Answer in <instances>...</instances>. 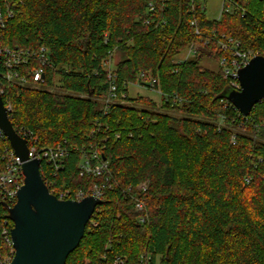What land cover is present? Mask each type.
<instances>
[{"label":"trees","instance_id":"1","mask_svg":"<svg viewBox=\"0 0 264 264\" xmlns=\"http://www.w3.org/2000/svg\"><path fill=\"white\" fill-rule=\"evenodd\" d=\"M149 1L158 2L0 0L5 19L0 47L43 45L50 52L43 84L5 86L2 98L12 106L14 129L31 130L41 146L63 140L68 146L87 145L96 122L108 137L102 156L112 187L91 216L97 224L87 223L65 264H141L144 254L148 264H264V100L246 122L233 106H225L228 85L219 66L203 65L204 60L218 64L224 54L213 42L199 43L195 57L173 63L198 43L189 25L194 17L202 30L264 53V0H225L217 20L206 16L203 0H169L163 13L155 12L154 23H147ZM111 51L116 91L126 97L105 109L103 61ZM142 71L157 76L162 91L181 101L158 105L150 96L130 97L128 87ZM55 83L63 91L47 89ZM220 116L226 121L218 131ZM8 145L0 137V172ZM80 159V151L69 152L54 177L58 187L88 192L100 181L79 175ZM40 173L50 177V167L42 163ZM144 181L148 219L140 224L122 190ZM5 212L0 202V231ZM0 251H9L1 235Z\"/></svg>","mask_w":264,"mask_h":264},{"label":"built area","instance_id":"2","mask_svg":"<svg viewBox=\"0 0 264 264\" xmlns=\"http://www.w3.org/2000/svg\"><path fill=\"white\" fill-rule=\"evenodd\" d=\"M168 1L169 0H158V2L149 1L148 7L152 14L150 17H148L146 22L154 23L153 20L155 12L159 11L160 13H163L166 9ZM203 1L202 8L205 11L204 3L206 0ZM224 2L225 0H222L220 15L224 9ZM191 10L194 11L193 6L191 7ZM6 14L8 17L12 16L9 10L6 11ZM242 14H244V12ZM164 23L165 20H162V24ZM4 24L5 19L0 10V28H2ZM189 25L193 30L198 43L192 42L184 49L181 56L173 60V63L175 65H179L186 60L195 57L198 53L199 43L208 45L213 42L216 44V48L224 53L218 61V66L222 72V78L226 80L229 88L239 90V69L244 67L252 57L256 55H264V53H260L254 49H241L240 42L238 40L228 37L225 34H218L215 30H202L198 20L195 17L189 20ZM104 41H108V37L106 35ZM31 61L35 62V64L32 66L29 65ZM50 67V52L46 46L42 45L36 49H27L18 46L0 47V95L2 96L6 93L5 86L8 84L33 87L43 84L45 80V71ZM103 67L107 72L108 90L102 102L104 108L107 109L114 103H124L126 94L121 93V97L119 98L116 91L117 88L113 74V51L109 52L107 57L104 59ZM131 85L139 86L155 93L159 96L160 102L162 100L174 104L181 101V98L176 93H164L162 91L159 78L152 75L150 72L142 71L139 74V80ZM228 105L233 106V104L227 100L225 102V106ZM4 106L8 113V117L10 118V113L12 112L11 104L9 102H4ZM233 108L235 107L233 106ZM237 112L242 115L238 110ZM248 116L242 115L245 122L247 121ZM225 121L226 118L224 116H220L216 120L215 123L218 131H220L225 125ZM95 124L96 127L92 128L89 133V141L87 145H82L81 147L77 145L68 146L66 140H63L54 146H41L37 143V139L31 130L24 127H20L18 130H16L17 134L26 140L29 159L39 160V170L42 163H44L45 166L50 167V177L47 175H41V177L49 192L55 195L58 199H72L79 201L84 197L93 196L102 200L105 191L112 187V183H110L111 175L107 161L106 159L102 158V150L105 147L104 141L107 140L108 137L105 133H100V126L97 122ZM241 124L242 123H239V126ZM0 137L6 139L1 130ZM115 137L119 138L120 134L116 133ZM235 137L236 135L233 134L231 137L232 143H235ZM70 151H80L81 159L77 166L79 175L90 176L100 180L93 183L88 192L84 190L72 191L70 188L57 186L54 177L59 171L63 169L65 159L67 158ZM3 152L5 168L2 172H0V202L2 205L5 203L6 206H13L17 200L18 189L24 183L22 161L15 154L10 144L4 148ZM250 179V177H247L245 180L246 183H249ZM147 187L148 182L144 181L136 184L134 187H128L127 189L125 188L122 190L123 194L126 197H129V199L133 202L134 210L137 213L136 221L140 224L145 223L148 219V213L145 204V194L147 192ZM3 207L6 209L5 206ZM1 220L2 227L0 235L2 236L4 242L8 245L9 251L7 254H2L0 251V264H10L14 255V249L12 247V241L10 237V230L13 225L11 224L12 221L8 218L7 209L6 212L1 216ZM88 222H90L93 226L97 224V222L91 218ZM148 261L149 258L147 255L144 254L141 256V264H148ZM115 263H122V261L120 258H116Z\"/></svg>","mask_w":264,"mask_h":264},{"label":"water","instance_id":"3","mask_svg":"<svg viewBox=\"0 0 264 264\" xmlns=\"http://www.w3.org/2000/svg\"><path fill=\"white\" fill-rule=\"evenodd\" d=\"M264 64L256 55L238 71L240 89L227 87L225 97L243 115L264 99V85L258 81L246 87L241 73L249 65ZM91 95V94H90ZM0 130L22 161L24 183L13 206L6 207L12 221L10 237L14 255L10 264H65L67 256L80 243L85 228L102 200L87 196L81 200L58 199L49 192L40 174L38 159H29L26 140L14 129L0 95ZM105 159L104 156H102Z\"/></svg>","mask_w":264,"mask_h":264},{"label":"rangeland","instance_id":"4","mask_svg":"<svg viewBox=\"0 0 264 264\" xmlns=\"http://www.w3.org/2000/svg\"><path fill=\"white\" fill-rule=\"evenodd\" d=\"M221 5H222V0H206L204 3L206 16L211 20H217L219 15H220ZM203 65H205L207 68H209L211 70H217L218 69L217 68L218 67L217 62H213V61L209 62V61L204 60ZM56 83L52 87H48L47 89H49L50 91H60V92L63 91L62 88L58 87V86H60L59 83L58 84H56ZM128 94L130 97H135L138 94L150 96L156 101V103L158 105H160L159 96L156 95L155 93L151 92V91H148L145 88L135 86V85H130L128 87ZM171 113H173L175 115H180L177 112H171Z\"/></svg>","mask_w":264,"mask_h":264},{"label":"snow or ice","instance_id":"5","mask_svg":"<svg viewBox=\"0 0 264 264\" xmlns=\"http://www.w3.org/2000/svg\"><path fill=\"white\" fill-rule=\"evenodd\" d=\"M242 82L246 87L255 84L257 81L264 85V64L260 66L249 65L243 73H241Z\"/></svg>","mask_w":264,"mask_h":264}]
</instances>
